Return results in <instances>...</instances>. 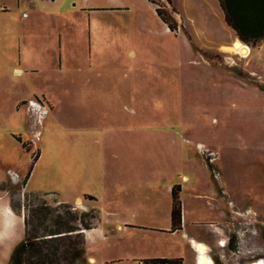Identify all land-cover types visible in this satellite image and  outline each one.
Instances as JSON below:
<instances>
[{
	"label": "rangeland",
	"instance_id": "374dc122",
	"mask_svg": "<svg viewBox=\"0 0 264 264\" xmlns=\"http://www.w3.org/2000/svg\"><path fill=\"white\" fill-rule=\"evenodd\" d=\"M84 1L60 0L63 46L22 57L16 42L5 48L7 63L34 70L13 77L11 67L6 81L14 92L6 113L20 95L31 107L29 116L23 106L0 116V126L12 119L5 127L17 129H2L0 139L25 142L15 154L20 183L6 184L10 202L23 212L39 203L29 193L79 196L73 212L97 211V231L85 243L89 263L142 264L182 245L162 234L179 187L188 220L214 218V206L230 217L233 204L250 209L251 221L258 214L264 255V37L247 57L223 52L219 44L233 37L215 0H154L173 31L157 14L146 17L139 0L91 14ZM40 200L62 213L56 194ZM6 247L0 264H9Z\"/></svg>",
	"mask_w": 264,
	"mask_h": 264
},
{
	"label": "crops",
	"instance_id": "0c3cea01",
	"mask_svg": "<svg viewBox=\"0 0 264 264\" xmlns=\"http://www.w3.org/2000/svg\"><path fill=\"white\" fill-rule=\"evenodd\" d=\"M37 1H39V5ZM100 1L102 0H85L82 9L86 8L91 14L106 10L118 11L122 10L124 6L122 5L123 2L120 0H105L104 5H101ZM139 1L144 4L143 8L146 17L154 15V13L157 14L156 6L148 0ZM1 2L6 10L0 12V116L11 114L16 111L14 109L20 108V106L25 108L29 116L31 107L27 104L25 95L21 96L19 94L20 96H17L16 100L13 101L15 108L10 112L6 113L2 106L7 96L10 98L14 97L13 89L11 86H7L8 82L6 83L11 75L14 77L16 74V77H20L19 75L21 74H31L34 72L32 69H23L20 66V62H18L19 65H12V62L8 59L7 63L5 48L16 42L20 51V57H22L23 51H35L38 46L44 50H51L53 46L59 44L63 46L65 44V37L59 25V16L61 12L58 11L60 0H1ZM26 3H29V13L22 12L25 5H28ZM46 4L54 5L55 9L46 10ZM215 6L217 7L224 25L229 31V35L232 36L234 40L236 38V33L225 23L224 15L222 14L218 0H215ZM163 25L166 27L164 23ZM222 44L225 45L227 43H220L219 45ZM10 69L12 70L11 75ZM28 101L31 104L33 102L32 99ZM9 120L10 124H12V119ZM5 124L0 126V131L6 128L7 130L10 129L8 130V134H10L11 130L17 131L16 128L13 129L14 127H5ZM10 124L7 123L6 125ZM28 124H30L29 121ZM13 137L17 138L14 134ZM9 139L8 137L5 141L0 139V184L9 183L10 185H18L22 177V168L15 154L19 152L18 147L20 145L22 147V144L25 142L17 138L18 145L15 146ZM39 157L34 163L33 168L37 165ZM33 168L28 175L24 191H26V186L29 183ZM8 190L7 187L5 190L0 188V252H3V248L7 246L4 252H6V255L9 257L14 247L21 242L24 237V220L23 215L16 214L12 210ZM37 193L46 195L56 194L63 202L69 204L81 199V197L77 196L74 201H67V199L54 192ZM211 196L216 198L217 192L212 190ZM233 205L230 217H228V214H226L223 209L214 206V209H217L215 217L204 222L195 221L193 219L188 220L181 205L180 223H178L177 227L173 228L170 217L169 226L165 227L166 231L162 232V234L169 235L172 238L178 237L182 245L171 256H149L146 260L169 259L177 260L175 264H197L199 252L196 246L202 245L204 248L203 255L209 261H212V264H252L257 261H263L264 264V255H262L259 233L262 223L259 217H257L258 214L255 217L256 213L253 212L256 220L254 219V221H251L248 215L250 214V209L240 210ZM96 231L97 226L91 230L84 231L85 243L86 240L89 239L90 234ZM219 242H223L224 245H220ZM89 262L91 263L93 260L89 259Z\"/></svg>",
	"mask_w": 264,
	"mask_h": 264
},
{
	"label": "trees",
	"instance_id": "16d2710c",
	"mask_svg": "<svg viewBox=\"0 0 264 264\" xmlns=\"http://www.w3.org/2000/svg\"><path fill=\"white\" fill-rule=\"evenodd\" d=\"M156 6V13L159 19L171 30L175 26L168 16L161 11V6L154 0H148ZM169 4V0H165ZM220 7L224 8V0H218ZM225 23L236 33L239 40L249 46L254 47L264 34L257 37L244 36L237 28L233 19L226 13L224 16ZM173 21V20H172ZM25 148V144H22ZM34 161L30 168L32 171L33 165L39 157V150H36ZM29 152V149H26ZM29 172V174H30ZM28 176L26 177V179ZM0 188L5 190L6 184H0ZM180 188L173 187L171 189V223L175 228L180 223L181 219V202L179 199ZM46 194L29 193L28 198L32 197L39 203H29L25 205L22 212L20 206L11 203V208L14 213L23 215L24 220V237L22 241L13 249L9 264H90L86 256L85 236L83 231H88L96 227L97 211L90 209L88 212H82L77 215L72 206L66 202H60L62 213L49 206L45 200H40V197ZM84 200L93 202L95 198L84 196ZM57 212V213H56ZM79 217V218H78ZM81 221V227L76 223ZM177 260L157 259L145 260L142 264H175Z\"/></svg>",
	"mask_w": 264,
	"mask_h": 264
},
{
	"label": "water",
	"instance_id": "95a60500",
	"mask_svg": "<svg viewBox=\"0 0 264 264\" xmlns=\"http://www.w3.org/2000/svg\"><path fill=\"white\" fill-rule=\"evenodd\" d=\"M224 8L244 36L264 34V0H224Z\"/></svg>",
	"mask_w": 264,
	"mask_h": 264
},
{
	"label": "bare ground",
	"instance_id": "6f19581e",
	"mask_svg": "<svg viewBox=\"0 0 264 264\" xmlns=\"http://www.w3.org/2000/svg\"><path fill=\"white\" fill-rule=\"evenodd\" d=\"M220 49L223 52L231 53V54H240L241 57L249 56L250 50L249 48L243 44L239 39H234L231 44L228 45H221ZM84 232V231H83ZM224 245V243H222ZM199 252V257L197 259V264H212V261H209L203 255V246L197 245L196 246ZM252 264H263V261H257Z\"/></svg>",
	"mask_w": 264,
	"mask_h": 264
},
{
	"label": "built area",
	"instance_id": "2783aa9c",
	"mask_svg": "<svg viewBox=\"0 0 264 264\" xmlns=\"http://www.w3.org/2000/svg\"><path fill=\"white\" fill-rule=\"evenodd\" d=\"M6 10V8H5V6L3 5V3L1 2V0H0V12H3V11H5ZM247 46V45H246ZM248 47V46H247ZM249 48V50L251 51V49H250V47H248ZM250 54V53H249ZM222 243L223 242H219V244L220 245H222Z\"/></svg>",
	"mask_w": 264,
	"mask_h": 264
}]
</instances>
